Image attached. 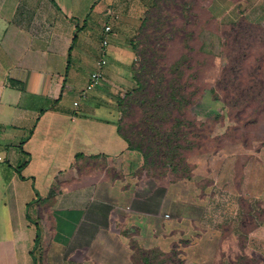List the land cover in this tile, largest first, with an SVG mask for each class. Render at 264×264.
I'll return each instance as SVG.
<instances>
[{"label":"crops","instance_id":"obj_1","mask_svg":"<svg viewBox=\"0 0 264 264\" xmlns=\"http://www.w3.org/2000/svg\"><path fill=\"white\" fill-rule=\"evenodd\" d=\"M155 1L0 0V264H133L148 253L264 264V161L226 135L235 125L216 91L191 110L223 119L221 145L185 177L149 175L120 132ZM205 11L218 32L205 27L201 48L215 58L222 29L264 26V0H205ZM101 58L105 80L83 99Z\"/></svg>","mask_w":264,"mask_h":264},{"label":"rangeland","instance_id":"obj_2","mask_svg":"<svg viewBox=\"0 0 264 264\" xmlns=\"http://www.w3.org/2000/svg\"><path fill=\"white\" fill-rule=\"evenodd\" d=\"M150 18L146 34L141 35L138 41L146 58L156 49L154 54L158 67L154 72L155 78L160 75L167 79L175 77L168 70L181 60V95L193 102L202 99L205 103H213L215 96L211 90H215L217 99L227 106L222 115L235 125L226 135L242 141L246 139V144L253 146L255 154L260 152L264 161V26L242 22L240 27L222 29L219 34L223 50L215 58L201 48L203 43L211 41L205 27L214 31L218 29V25L208 19L205 0L163 1ZM143 63L142 57L141 65ZM144 70L141 69V73ZM132 96L127 101H131ZM129 113L124 118L126 128L141 117L137 104L130 107ZM216 114L210 112L202 116L194 113L191 107H176L173 116L182 120L181 131L184 133V149L179 151L182 158L189 160L185 169L180 167L175 172L161 166H149L146 168L148 174L159 179L178 178L184 173L187 176L200 154L213 152L221 145L213 140L219 134L220 121L223 120ZM147 256L155 264H181L164 253L156 256L148 253ZM148 262L138 256L133 264Z\"/></svg>","mask_w":264,"mask_h":264},{"label":"trees","instance_id":"obj_3","mask_svg":"<svg viewBox=\"0 0 264 264\" xmlns=\"http://www.w3.org/2000/svg\"><path fill=\"white\" fill-rule=\"evenodd\" d=\"M163 1L165 3L168 1L175 2V0H156L144 21L139 38L141 35L146 34L151 15L160 8V4ZM240 26H242V22L234 27ZM155 30L159 31L156 27ZM154 52H156V49L150 52L149 58H146V55L139 49L138 41V66L136 70L138 87L132 94L133 96L130 95L133 99L131 101L126 100L123 104L125 106L124 118L130 114V107L133 104L138 105L141 117L139 121L129 124L127 128L124 126L125 120L123 119L120 132L129 143L130 148L137 150L143 155L146 168L155 165L156 167L161 166L162 168L171 169V172H175L179 171L180 167L185 169L189 159L182 158V153L179 151L184 149L182 145L184 133L181 131L182 120L173 115L176 107H192L198 99L193 102L181 95L180 77L182 72L179 71L182 65L181 60L176 61L168 70L169 73L175 74V77L167 79L164 75H160L159 78H155L154 72L158 67V63L155 61L157 57ZM142 57L144 58V63L141 65ZM143 68L145 70L141 73ZM211 93L214 94L215 90H211ZM180 177H185V173L178 178ZM145 262H148L147 264H155L149 258Z\"/></svg>","mask_w":264,"mask_h":264},{"label":"built area","instance_id":"obj_4","mask_svg":"<svg viewBox=\"0 0 264 264\" xmlns=\"http://www.w3.org/2000/svg\"><path fill=\"white\" fill-rule=\"evenodd\" d=\"M105 30L109 32L111 30L110 27H106ZM107 42H104L106 44ZM107 64V61L105 58H101L100 60L97 61L96 63V68L95 71L92 73L90 81L88 84L85 86V88L82 90L80 93L81 98H86L88 93L94 89L97 85L102 83L105 80V73H104V68ZM78 105V102L75 103V106Z\"/></svg>","mask_w":264,"mask_h":264}]
</instances>
